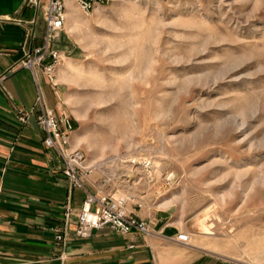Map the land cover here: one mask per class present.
Listing matches in <instances>:
<instances>
[{
	"label": "rangeland",
	"instance_id": "374dc122",
	"mask_svg": "<svg viewBox=\"0 0 264 264\" xmlns=\"http://www.w3.org/2000/svg\"><path fill=\"white\" fill-rule=\"evenodd\" d=\"M66 7L56 79L72 146L121 173L109 189L153 195L180 244L264 264V0Z\"/></svg>",
	"mask_w": 264,
	"mask_h": 264
},
{
	"label": "crops",
	"instance_id": "0c3cea01",
	"mask_svg": "<svg viewBox=\"0 0 264 264\" xmlns=\"http://www.w3.org/2000/svg\"><path fill=\"white\" fill-rule=\"evenodd\" d=\"M39 11L43 20V8L36 10L27 0H0V264H239L180 244L173 214L157 208L153 195L127 204L129 213L150 224L151 235H120L104 227L87 239L75 237L76 215L86 194L69 191L56 155L44 147L45 133L36 123L39 95L59 113V86L53 87L40 69L32 72L17 66L29 33H34L32 47L41 44L43 31L36 34ZM17 109L32 111L25 124L18 122ZM99 178L96 173L89 182ZM86 187L93 192L89 183ZM68 199L72 216L61 248L54 236L55 229L63 228Z\"/></svg>",
	"mask_w": 264,
	"mask_h": 264
},
{
	"label": "built area",
	"instance_id": "2783aa9c",
	"mask_svg": "<svg viewBox=\"0 0 264 264\" xmlns=\"http://www.w3.org/2000/svg\"><path fill=\"white\" fill-rule=\"evenodd\" d=\"M27 0V3L36 10L43 8L44 30L41 44L32 47L29 43L34 38L31 32L26 36L22 46V58L17 66L35 71L40 69L48 82L55 88L57 83V70L64 60L63 53L58 49V41L61 38L64 25L67 19V7L65 0ZM84 16L91 15L98 7L106 5L109 0H69ZM58 97L57 91L54 92ZM38 115L36 123L45 133L43 145L47 150L55 153L61 166V173L65 178L69 191L82 190L86 196L81 211L76 215V229L74 235L80 239H87L92 231L107 227L120 235L138 233L141 235H151L153 230L150 224L138 219L127 211V204L134 202L137 198L129 194H119L118 189L113 186L119 179L123 178L118 171L108 172L104 161L89 162L83 150L73 147L71 144L74 134V125L66 112L56 113L49 109L41 95L37 99ZM32 111L25 109L16 110L18 122L25 124ZM109 163V161H105ZM135 165V162H131ZM131 165V167L133 166ZM137 165V164H136ZM148 163H144L143 168L147 169ZM134 167V166H133ZM149 169V168H148ZM98 173L99 181L90 183V178ZM165 184L171 186L172 179L168 176L164 178ZM89 183L93 192L87 191L86 184ZM2 186L0 183V194ZM138 207L140 205L137 204ZM72 209L69 199L64 207L63 228L55 229V242L61 248L65 247L68 233L64 227L70 221Z\"/></svg>",
	"mask_w": 264,
	"mask_h": 264
}]
</instances>
